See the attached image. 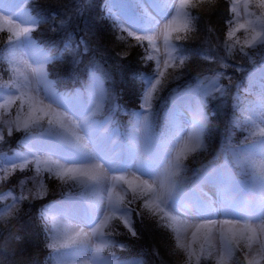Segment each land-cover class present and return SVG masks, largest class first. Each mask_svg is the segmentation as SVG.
Wrapping results in <instances>:
<instances>
[{
  "label": "snow or ice",
  "instance_id": "snow-or-ice-1",
  "mask_svg": "<svg viewBox=\"0 0 264 264\" xmlns=\"http://www.w3.org/2000/svg\"><path fill=\"white\" fill-rule=\"evenodd\" d=\"M84 3L87 0H79L78 11ZM205 3L211 4L213 0H176L171 5V13L164 14L163 24L147 12L143 19L121 17L117 21L120 31L134 38L144 50L141 63L145 67L150 61H154V64L149 73L135 75L143 85L139 96L140 110L134 113L136 120L129 134L127 149L121 148L120 155L115 158L109 155L108 148L116 144L114 138H98L93 127L94 118L102 109V103L96 101L103 100L105 96L95 82L96 78L92 77L93 82L85 85L92 100L90 106H75L69 97L54 91L40 97V86L46 87L50 83L45 66L53 57L43 55L34 59L32 64L22 59L23 55L32 52L30 33L35 30L38 21L30 15L22 17L17 13H0V33H8L7 40L11 45L10 62L22 64L25 69L22 71L20 67H14L13 78L0 81V143L5 141V134L12 136L13 129L28 134L27 152L15 154L19 162L11 159L5 161L0 156V182L7 181L11 173L23 171L29 165L35 166L38 176L43 163L48 166L46 171L50 178L54 176L63 183L71 182L73 186L79 184L85 188H100L107 194L106 199L86 205L87 211L72 220L76 225L74 234H52L49 237L51 242L48 247L62 257L60 264H77L82 259L81 253H90L94 264H119L115 257L109 260L102 255L111 244L107 239L111 233L106 232L105 228L110 221L118 220L132 237H136L131 215L135 211L140 217L145 209L163 227L171 228L170 220L185 225L183 230L173 229L176 247L185 254V264H193V261L200 264L201 257L205 255L214 258L216 264H231L237 252L243 255L245 264H264V83L260 86L261 92L255 103L247 107H241L240 103L234 105L240 111L243 122L250 125L244 143L233 154L240 169L238 175L246 179H238L232 173L226 174L210 166H205L203 170L202 182L222 180L225 185L224 190L228 195L219 204L205 203L196 194V188L191 192L186 190L182 174L188 170L185 162L189 160V155L195 158L197 153L208 148L205 142L208 120L203 112L205 99L217 98L214 93L225 96L227 90L219 80L223 76L231 82V77L223 71L215 72L211 77H200L197 88L188 89L195 113H190L187 121H183L179 119L183 114L177 112L167 133L155 136L151 132V101L158 86L161 90L164 86L165 72L172 69L178 73L177 78L185 74L181 70L186 68L188 57L184 54L183 45H177L174 41H187L190 38L189 33L195 31L196 17L189 9L199 8ZM253 5L259 10L258 14L250 10ZM241 9L246 14L243 20ZM229 11L231 17L226 21L227 31L222 44L227 55L232 56L238 51L247 56V49L258 45L264 47V0H231ZM64 23L62 20L61 26ZM123 24L129 27L125 28ZM130 28L135 31H130ZM241 31L244 33L243 39L237 36ZM161 38L166 49L163 59L157 46ZM117 39L123 40L124 37L117 36ZM81 48L84 52L88 51L83 40L74 44L69 37L63 51L55 58L68 53L75 62ZM203 59L219 64L221 69L233 67L225 62L224 57L206 54ZM234 67L240 70L239 65ZM34 83L36 87H33ZM235 99L238 101L239 97ZM120 107L113 101L112 111ZM66 122L78 129L80 134L69 133ZM33 127H39L41 136L49 138H38L31 134L29 130ZM113 131L118 134V130ZM142 131L143 150L138 142ZM57 140L60 142L57 143ZM112 151L115 152V148ZM148 153H151L150 158ZM137 158L139 165L135 163ZM105 165L108 167L105 168ZM39 183L43 187L42 182ZM39 195L36 192L32 198ZM9 198L12 204L6 205L0 212V219L11 216L16 205L28 199L23 192L20 196L13 195L11 190L0 193V199ZM136 200L142 201L139 209L131 207ZM59 215L65 219L75 216L70 206H62ZM193 219L197 222L192 223Z\"/></svg>",
  "mask_w": 264,
  "mask_h": 264
},
{
  "label": "trees",
  "instance_id": "trees-1",
  "mask_svg": "<svg viewBox=\"0 0 264 264\" xmlns=\"http://www.w3.org/2000/svg\"><path fill=\"white\" fill-rule=\"evenodd\" d=\"M109 1L112 0H87L78 11L79 0H29L26 9L30 16L38 21L32 32V38L44 53L53 57L46 64V71L54 88L68 97L78 93L89 95L85 85L92 83V77L97 75L103 82L106 99L100 101L102 109L94 119L111 116L113 124H118L120 127V141L126 145L129 137L122 132L127 127L129 118L140 110L139 96L143 87L135 75L149 73L154 61L148 62L147 67L141 63L140 58L144 55V50L134 38L119 30L118 20L111 11L107 10ZM156 1L160 3L159 0ZM12 2L14 0H11L10 4ZM230 3L231 0H213L211 4L190 9L192 15L196 17L195 31L189 33L190 38L187 41H175L177 45H183L184 54L189 56L186 60V68L181 70L185 74L170 80L168 74L170 69H168L162 90L158 87L152 99L159 113L161 110V120L156 124L158 120L154 126L155 135L158 136V133L165 134L170 129L169 117L172 113L170 101L173 99L171 92L188 83L194 84L195 79L199 77H185L186 75L197 74L206 69L223 71L226 76L231 77V82L223 76L220 78V84L227 90L225 96L221 97L219 93H215L217 98L214 100L212 97L207 98L205 115L208 126L205 130V142L208 148L207 151L197 153L195 158L186 161L188 175L187 172L183 175L186 190L191 188L194 180L199 177V184L204 183L201 176L205 166L213 168L226 163L238 179H246L238 175L240 169L234 161L233 154L244 143L250 125L243 122L240 111L234 105L240 103L241 107H247L252 103L253 95L247 93L245 89L252 73L264 66V47L258 45L247 49V56L238 51L232 56L227 55L222 44L227 31L226 21L231 17ZM136 9L143 19V9L138 7ZM251 9L259 13L254 5ZM62 20L65 21L63 26H61ZM117 36L124 39L118 40ZM69 37L74 44L83 40L88 46L87 52L81 48V53L75 62L68 53L55 58L63 51ZM7 42V35L0 34V81L12 79L6 56V51L9 49ZM145 46L147 47L146 42ZM206 54L224 57L225 62L233 67L221 69L219 64L203 59ZM235 65L240 66L239 71L235 69ZM192 70L196 71L191 72ZM236 97H239L238 101ZM113 101L121 106L115 112L112 111ZM32 129L29 130L31 134L36 135L41 132L39 127ZM26 137L28 134L16 130L11 137L6 135L5 141L0 143V156L2 154L10 156L19 148L22 150V140ZM223 148L227 151V159H218L225 157L219 155ZM198 166H200L198 174L193 176L191 170ZM42 173L45 180L44 189L47 193L35 199L30 192L34 190L33 183L24 181L27 174H30L26 168L23 171L17 170L7 181L0 184V193L11 190L15 196H20L23 192L28 197L16 205L11 216L0 219V264H57L56 252L48 247L51 242L49 237L54 233L50 220L44 215L46 204L69 195L88 200L92 197L91 188L79 184L73 186L71 182L63 183L54 176L50 178L48 172ZM130 198L131 193L128 195V199ZM141 203V200H136L131 207L139 209ZM10 204L12 200L0 199V212ZM131 220L137 233L136 237H132L118 220L110 221L106 232L111 233L107 237L111 244L105 248L106 254H115L113 256L121 259L136 258L140 260L139 264H185V254L176 247L177 241L172 227L161 226L158 219L147 209L140 217L133 211ZM168 223L170 224V221ZM200 264H216V262L214 259L201 257ZM231 264H245L243 255L237 252Z\"/></svg>",
  "mask_w": 264,
  "mask_h": 264
},
{
  "label": "rangeland",
  "instance_id": "rangeland-1",
  "mask_svg": "<svg viewBox=\"0 0 264 264\" xmlns=\"http://www.w3.org/2000/svg\"><path fill=\"white\" fill-rule=\"evenodd\" d=\"M10 1L11 0H0V13H2L3 15H10L12 13H17V14H19L22 17L30 15L29 12H28V9H26V6H27L29 0H14V2H12L11 4H10ZM134 1H138L140 5L142 4L143 5L142 6L143 9L146 7L144 12H147L149 15H151L153 17H156L157 19H160L161 20V24L164 23V19H163L164 14L165 13H171V5L174 2H176V0H160V3H158V5H156L154 3V0H134ZM223 1H226V0H223ZM134 3H136V2H134ZM108 4L109 5H107V7H108L107 10L111 11L112 14L117 18V20H120L121 17H130V18H134V19L137 18L135 13H134V10L131 8L132 3H130L128 1H126V0H112V1H109ZM205 4H207V3H205ZM250 10L254 11V12H257L254 9H251V8H250ZM189 11H190V9H189ZM245 16H246V14L244 13V10L241 9V19L243 20V18ZM121 23H123V21H121ZM123 26L125 28L129 27L128 24H123ZM129 30L130 31H135L134 28H130ZM0 34H6L7 37H8V33L7 32L0 33ZM237 36L240 37L241 39H243V36H244L243 31L237 33ZM30 37H31V41H32V52L30 54L23 55L22 59L28 61L29 64H32L34 59L41 58L43 55H47V56H49V55L47 53H43L42 52V50L40 48V45L32 38V33H30ZM174 43H175V41H174ZM8 46H9V49L6 51V56H7V60H8V64H9V74L11 75V78H13L12 69L14 67H20L22 71H24L25 69H24V65H22V64H13V63L10 62V60H11V56H10L11 45L8 44ZM157 46L160 47V56L163 59L166 49L163 46L162 38H161L160 41H158ZM168 51H171V50L169 49ZM25 52H27V50H25ZM175 54L176 53H173V55H175ZM187 57L189 58V56H187ZM18 58H20V57H18ZM33 66H35V65L33 64ZM196 70H192L191 72H194ZM215 72H219V71L218 70L209 71V70L205 69V70L200 71L197 74H188V75L185 76V77H192V78L196 77V76H199V77H198V79H195L194 84H189L188 83L189 81H188L187 82L188 84L184 85V87H179L178 89H175L176 91L174 93L176 94L177 98L173 97L174 99H172L170 101V105H171L170 106V110L172 111V113H171V115L169 117L170 118V122L172 121L173 117L175 116V114L177 112H180V113L183 114L182 116L179 117V119H181L183 121H187L188 116H189L190 113H192V114L195 113L196 108L191 103V101L189 99L188 89L197 88V86L199 84V78L203 74H204L203 76L211 77V76L214 75ZM165 73H167V72H165ZM168 74H169V79L170 80L177 79V75H178L177 72H174L173 70L170 69V70H168ZM96 76H95V78L96 79L98 78L96 80V83L98 84L100 90L105 94L103 82L98 76L97 77ZM47 80L50 83L46 87L43 86V85L40 86V92H39L40 97L46 96L51 91H54L55 93L61 94L54 88V85L49 80L48 75H47ZM219 83H220V80H219ZM262 83H264V67L258 69L255 73L254 72L252 73V75L250 76V81L248 82V86L245 89L247 93H250V94L253 95L252 103H255L257 101L258 96H259V94L261 92V87L260 86H261ZM33 87H36L35 83L33 84ZM249 89H251V90H249ZM61 95H64V94H61ZM214 96H215V93H214ZM69 98H70V102L73 105H75V106H87V104L89 103V102H86V99H88L86 94L79 93L77 96H75V97L73 96V97H69ZM207 98L205 99V106L203 108L204 114H205V107L208 105ZM105 99H106V97L104 96L103 100H105ZM212 99L214 100L213 97H212ZM90 100H91V98H90ZM100 101H102V100L101 99H97L96 103H100ZM151 103H152V101H151ZM156 107H157V105L155 106L152 103V111L149 114V123L151 125V132L154 129V126L156 124H158L160 122V120H161V118H160L161 110H160V113H159V109H156ZM14 111H15V109H14ZM109 120L112 121L113 118L111 116H109ZM135 120H136L135 115H132L131 118H129V120L127 122V127H132V129H133V125L135 123ZM66 127H68L69 133L75 132L77 134H80L78 129H76L75 127L67 124V122H66ZM93 127H94V131H95V133H96L98 138L104 139V138L110 137L108 130L107 129H101V126L99 125V123L97 121H95ZM33 128H36V127H33ZM14 130L15 129H13V132H14ZM30 130H33V129L31 128ZM131 133H132V130L128 132V136ZM152 134H153V132H152ZM158 134H159L158 136H160L161 134H164V132H160ZM61 135H66V133H61ZM143 135H144V133L142 131L141 134H140L139 141H138L139 142V146H140V148L142 150L144 148ZM5 136H6V134H5ZM36 137L44 138V139H48L49 138V137H42L41 136V132L36 133ZM115 140H117V137L115 138ZM59 142L60 141L57 140V143H59ZM27 145H28V141H27ZM112 146L113 145H109L108 146L109 155L113 156L114 158L118 157L120 155L121 149L120 150H115V152H113L111 150ZM223 147H225V145ZM228 149H230V148H227V150ZM16 153H26L25 148H23L22 150H21V148L15 150V153H13L10 157H7V156H5L3 154H2V156L4 157L5 161L8 160V159H11V160H16L17 162H19L18 158L15 155ZM199 153H201V152H199ZM219 155H222V156H225V157H221V158H218V159H227V151H225L224 148L219 153ZM147 156H148V158H150L151 157V153H148ZM215 157L217 158L218 155L215 156ZM44 158L46 159L47 157H44ZM191 158H192V156L189 155V159H191ZM53 159H55V157H53ZM135 163L137 165L140 164L139 158L136 159ZM47 167H48L47 165L42 163L40 165V170H39V175L38 176H37L36 169H35L34 165H29V167L26 168L27 171L29 170L30 174H27V177L25 178L24 181H27L29 184L33 183L32 187H33L34 190H30V192H32V196L35 195L36 192H39L40 195H44L45 193H47L46 189H44L45 188V180L43 179L44 176H43V173H42V172H47L46 171ZM107 167L108 166L105 165V168H107ZM199 168H200V166L195 167V168H193L191 170L193 176L198 174L197 172H198ZM101 171H103V170H101ZM224 172L226 174L227 173H231L229 170H224ZM14 173H11L10 175L12 176ZM105 174H109L110 175L112 173H105ZM114 174L120 175L121 173H114ZM136 174L139 175V173H136ZM182 175H184V173ZM187 175H188V171H187ZM33 177H36V179H33ZM129 178H131V176H129ZM145 179H147V177H145ZM39 182H42L43 187H41ZM0 184H2V182H0ZM224 189H225V185H224L222 180H218L215 183L208 182V183L203 185V188L200 187V190L202 192V196L204 198V201H205V203H208L209 205H211L213 203L219 204L220 200L228 195V193ZM92 190H93L92 197L89 198V200L91 202H96V201H99L100 199H106V195L107 194L104 193L100 188H96V189H92ZM117 192H119V189H117ZM57 199H56L55 202H52V206L51 205L49 206L50 207L49 215H50V217L52 219V222H53L52 228L54 227L53 233L54 234H61V235H72V234H74V231L76 230V225L72 222V220L75 219L76 217H78L79 215L83 214L86 210L84 209L82 204L80 202H78V201H69L67 199V201H63V202L59 203V201H57ZM6 200H11V198L6 199ZM126 202L127 201H125V203ZM62 206H70L72 208L75 216L73 218H69V219H65L62 216H60L59 215V209ZM219 218L223 219V217H219ZM191 222L192 223H196L197 221H195L193 219ZM253 222L256 223L257 221H253ZM170 225L172 227V230L173 229L183 230L185 228V225L183 223H181L180 221H172V220H170ZM87 230L88 229H85V231H87ZM105 231H106V228H105ZM173 232L176 235L175 231H173ZM190 236H191V231H189V233H188L189 239H190ZM216 243H217V246H219V242L217 241ZM62 251H70V250H62ZM79 255L82 256V259H80L77 262V264H94V261L91 259V254L90 253H88V254L81 253ZM102 255L105 256L106 258H108L109 260H111L113 257H115L116 260L119 262V264H138V261L134 260V259H121V258H118L116 256H113L115 254H111V255L110 254H106L105 249H104ZM214 255H215V253H214ZM250 256H251V254H250ZM202 257L203 258L214 259V258H211V257H207V255L202 256ZM61 259H62V257H60L58 255L56 256L57 264H60ZM214 261H215V259H214Z\"/></svg>",
  "mask_w": 264,
  "mask_h": 264
},
{
  "label": "bare ground",
  "instance_id": "bare-ground-1",
  "mask_svg": "<svg viewBox=\"0 0 264 264\" xmlns=\"http://www.w3.org/2000/svg\"><path fill=\"white\" fill-rule=\"evenodd\" d=\"M135 6H136V7H138V8H140V7H141V5L139 4V2H138V1H136V3H135ZM119 30H120V28H119ZM170 95H172L173 97L177 98V96H176V94H175L174 92H171V94H170Z\"/></svg>",
  "mask_w": 264,
  "mask_h": 264
}]
</instances>
